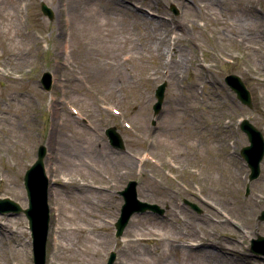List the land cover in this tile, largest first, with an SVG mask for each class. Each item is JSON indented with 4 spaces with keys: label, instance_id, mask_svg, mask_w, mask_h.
I'll list each match as a JSON object with an SVG mask.
<instances>
[{
    "label": "rangeland",
    "instance_id": "374dc122",
    "mask_svg": "<svg viewBox=\"0 0 264 264\" xmlns=\"http://www.w3.org/2000/svg\"><path fill=\"white\" fill-rule=\"evenodd\" d=\"M242 117L264 135V0H0V197L27 206L23 175L43 144L45 264H106L110 251L111 264H264L249 250L264 235V155L248 181ZM111 125L124 149L108 143ZM129 179L164 213H134L119 237ZM0 222V264H34L24 213Z\"/></svg>",
    "mask_w": 264,
    "mask_h": 264
},
{
    "label": "water",
    "instance_id": "95a60500",
    "mask_svg": "<svg viewBox=\"0 0 264 264\" xmlns=\"http://www.w3.org/2000/svg\"><path fill=\"white\" fill-rule=\"evenodd\" d=\"M40 8L43 13L48 15V17L52 16L51 9L43 1L40 4ZM171 8L175 13L177 12V9L173 5ZM224 81L236 93L237 98L242 103L249 107L252 106L250 91L238 74L228 73L225 75ZM41 83L45 89L50 88L51 79L49 72H43L41 76ZM164 87L165 82L158 85L155 89V96L157 100L153 104L154 112H157L161 106ZM240 128L246 133L249 140V144L244 145L241 148L240 154L247 161L248 167L250 168L248 178L251 180L257 177L260 172L259 163L264 155V137L261 131L247 118L242 119L240 122ZM105 133L108 136L111 145L119 148L124 147L121 135L114 126L106 128ZM45 149V146L42 144L38 146L36 159L25 170L23 175V183L28 198V206L22 208L16 201L10 198H0V212L9 210L15 212L22 211L28 218L29 228L31 229V236L33 240L34 264H45V242L49 222V207L47 203L48 180L43 169V156L45 154ZM119 192L123 195L124 202L121 206L120 215L115 222L116 236L121 234L132 213L144 212L148 209L153 212H163V208H161L158 204L149 203L137 198L135 180H129L124 189ZM184 201L190 204L198 212L201 211V209L194 202L186 199ZM259 219H264V210H261ZM250 250L264 255V235L257 234L256 238L251 240ZM114 257L115 253L111 251L107 264H111Z\"/></svg>",
    "mask_w": 264,
    "mask_h": 264
},
{
    "label": "bare ground",
    "instance_id": "6f19581e",
    "mask_svg": "<svg viewBox=\"0 0 264 264\" xmlns=\"http://www.w3.org/2000/svg\"><path fill=\"white\" fill-rule=\"evenodd\" d=\"M1 223V222H0ZM56 241V240H55ZM58 242V241H56ZM57 244V243H56ZM57 251V250H56ZM56 253V252H55ZM55 263V255H52V257L50 258V264H54Z\"/></svg>",
    "mask_w": 264,
    "mask_h": 264
}]
</instances>
